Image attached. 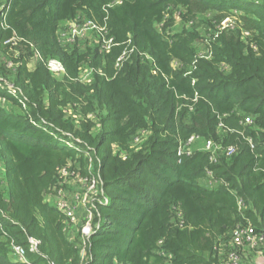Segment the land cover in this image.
I'll list each match as a JSON object with an SVG mask.
<instances>
[{
    "label": "trees",
    "instance_id": "obj_1",
    "mask_svg": "<svg viewBox=\"0 0 264 264\" xmlns=\"http://www.w3.org/2000/svg\"><path fill=\"white\" fill-rule=\"evenodd\" d=\"M76 19L110 51L64 44ZM194 134L215 160L178 154ZM0 164V264H217L264 232V0H0ZM63 169L98 182L88 237L46 199Z\"/></svg>",
    "mask_w": 264,
    "mask_h": 264
},
{
    "label": "built area",
    "instance_id": "obj_2",
    "mask_svg": "<svg viewBox=\"0 0 264 264\" xmlns=\"http://www.w3.org/2000/svg\"><path fill=\"white\" fill-rule=\"evenodd\" d=\"M231 20L227 18L223 24L227 25ZM5 25V21H2V26ZM97 32L103 36L102 38V48L105 51H110L113 39L111 37L107 38L104 32V28L100 27L91 20H79L76 19L70 22L68 30L59 31V37L64 44H71L76 41L78 38L87 37L90 32ZM101 32V33H100ZM127 53L124 52L117 61V65H120L122 61L126 58ZM37 59H42L40 54H36ZM47 69L54 75L61 76L66 73V67L64 63L57 58H49L47 61H44ZM91 69L84 70L83 78H87L91 75ZM246 122H251L250 118H246ZM201 140L199 135L190 136L186 142L181 144L178 148L179 155H188L190 156L193 153L195 144ZM203 150L211 151L213 154L211 156L212 160H215V144L211 141H205L203 145ZM235 151V147L230 146L227 149V153L231 154ZM69 176L67 169L62 170V176ZM96 181H92L95 183ZM98 184V182H97ZM107 202V199H104ZM57 206L65 213L68 218V232L73 233L78 224L77 215L75 209L68 201L60 200L56 202ZM92 214V211H91ZM92 217H89L91 221H87L80 230L82 237H88L91 232L90 222H92ZM92 225V223H91ZM31 250L34 251L39 245V240L35 238L30 239ZM220 254L223 255L220 262L217 264H264V232L257 230L254 226L248 225H238L231 233L230 238L226 241L220 243ZM161 255L169 256L170 254L164 250L160 252ZM11 257L15 261L27 262V251L25 247L19 244H13L11 249Z\"/></svg>",
    "mask_w": 264,
    "mask_h": 264
},
{
    "label": "rangeland",
    "instance_id": "obj_3",
    "mask_svg": "<svg viewBox=\"0 0 264 264\" xmlns=\"http://www.w3.org/2000/svg\"><path fill=\"white\" fill-rule=\"evenodd\" d=\"M209 15V14H208ZM204 17V15H202ZM200 16V17H202ZM202 17V18H203ZM197 22V28L200 29L202 28V23ZM70 23H66L61 31H66L68 30ZM180 27V22L177 23V28ZM93 32H90L88 36L92 39ZM36 63L35 59L30 63L31 65H34ZM88 69V67L86 68ZM58 77V76H57ZM60 78V77H59ZM204 142H197L195 144L196 147H203ZM2 166L0 164V176L2 174ZM62 185L64 188L58 189L57 192H48L46 194V199L50 202L56 203L57 201L60 200H65L68 201L70 205H72L73 209H75V213L77 215V221L78 224L76 226V229L74 232H78V229L80 227L85 225L87 221H91L89 217L92 216L91 211L95 207V201L99 198L100 196V189L98 187L97 182L92 183L89 182V180H86L82 176H79L78 174L71 172L69 176L66 174L65 177H63ZM107 199V197H106ZM90 226L92 229V225L90 222Z\"/></svg>",
    "mask_w": 264,
    "mask_h": 264
}]
</instances>
